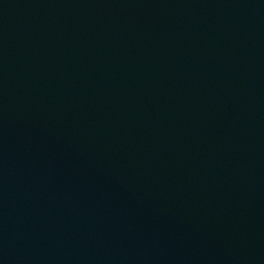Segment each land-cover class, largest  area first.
Returning a JSON list of instances; mask_svg holds the SVG:
<instances>
[{
  "label": "water",
  "instance_id": "water-1",
  "mask_svg": "<svg viewBox=\"0 0 264 264\" xmlns=\"http://www.w3.org/2000/svg\"><path fill=\"white\" fill-rule=\"evenodd\" d=\"M0 264H264V0H0Z\"/></svg>",
  "mask_w": 264,
  "mask_h": 264
}]
</instances>
